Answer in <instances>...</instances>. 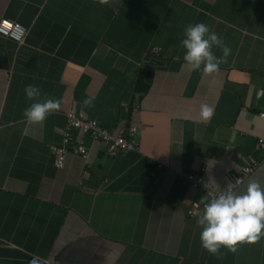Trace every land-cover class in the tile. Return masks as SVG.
<instances>
[{
  "label": "crops",
  "instance_id": "crops-1",
  "mask_svg": "<svg viewBox=\"0 0 264 264\" xmlns=\"http://www.w3.org/2000/svg\"><path fill=\"white\" fill-rule=\"evenodd\" d=\"M0 18L26 28L19 44L0 36V264H264V238L221 258L202 247L203 209L185 213L202 196L177 176L204 166L223 187L256 163L234 190L264 187V0H0ZM201 22L231 48L211 74L183 59L184 29ZM27 85L60 109L29 122ZM67 111L111 132L136 124L138 149L110 155L83 136L87 158L68 147L55 168Z\"/></svg>",
  "mask_w": 264,
  "mask_h": 264
},
{
  "label": "clouds",
  "instance_id": "clouds-1",
  "mask_svg": "<svg viewBox=\"0 0 264 264\" xmlns=\"http://www.w3.org/2000/svg\"><path fill=\"white\" fill-rule=\"evenodd\" d=\"M101 2L107 3V0ZM184 35L181 41L186 50L183 59L192 71L202 69L206 74L214 73L231 54V48L203 22L186 26ZM214 46L221 49V56L214 54ZM24 91L28 99L35 101L23 112L29 122L41 123L61 107L60 99L47 98L41 102V91L34 85L25 86ZM93 100L94 97H89L82 104L91 107ZM214 114V107L200 106L202 120H211ZM210 197L197 219V224L202 227V247L210 254L221 258L219 250L222 246L235 253L239 244H255L264 238V187L258 182L250 181L243 192L235 191L230 183L218 196L210 194Z\"/></svg>",
  "mask_w": 264,
  "mask_h": 264
},
{
  "label": "built area",
  "instance_id": "built-area-1",
  "mask_svg": "<svg viewBox=\"0 0 264 264\" xmlns=\"http://www.w3.org/2000/svg\"><path fill=\"white\" fill-rule=\"evenodd\" d=\"M26 34V28L17 21L7 18H0V36L12 40L16 44L22 42ZM259 117H264V111L257 113ZM76 131V134L73 132ZM137 126L131 124L128 127H119L115 132H111L94 118H85L78 111H67L65 113V125L60 136V142L51 146L52 164L55 168L63 165L68 147H71L73 153L77 154L82 160L87 158V148L82 144L81 137L87 136L90 139L101 142L108 154L115 155L118 152L136 151L138 144L136 142ZM257 146L264 150V136L260 135L256 140ZM149 167L159 171L165 165L156 159L147 158ZM256 163L241 164L238 169L228 174L227 182L223 187H214L204 181L202 173L204 166L200 167L199 174L191 172H178V178L185 180L188 186L194 190H198L202 199H193L185 209L186 215H193L199 210L204 209V204L210 200V194L219 195L220 191L226 189L228 184H233L234 189L238 187L244 178L248 176L254 169Z\"/></svg>",
  "mask_w": 264,
  "mask_h": 264
}]
</instances>
